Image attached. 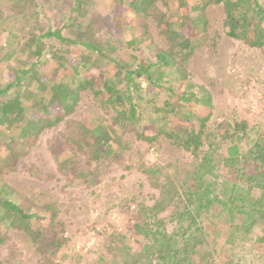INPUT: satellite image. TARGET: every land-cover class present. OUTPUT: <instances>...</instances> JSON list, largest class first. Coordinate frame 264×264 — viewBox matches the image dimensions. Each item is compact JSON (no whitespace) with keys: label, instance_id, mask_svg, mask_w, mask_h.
I'll list each match as a JSON object with an SVG mask.
<instances>
[{"label":"trees","instance_id":"trees-1","mask_svg":"<svg viewBox=\"0 0 264 264\" xmlns=\"http://www.w3.org/2000/svg\"><path fill=\"white\" fill-rule=\"evenodd\" d=\"M186 1L183 0L177 14L170 0H112L113 7L127 6L132 17H139L143 24L149 18L155 21L166 37L168 46L159 47L150 36L151 51L142 57V34L137 29L129 37L126 32L108 34L101 25L102 16L93 15L89 8L91 0H9L8 12L0 10V39L6 34L10 41H16V50L27 51V57L14 66L12 76L0 78V174L6 162L16 156L17 145L41 126L52 123L53 116L59 121L72 112L83 90L93 92L111 110L112 123L105 118L90 127L70 119L68 132L62 134L65 139L60 140L62 145L78 136L82 146L94 154L92 158L117 156L123 147L116 123L139 129L152 107L158 132L169 125L172 115L170 121L176 129L174 125L169 129L176 135H167L196 157L191 173L187 171L182 176L183 181H179L177 169L168 174L156 166L161 174L160 196L153 204L142 205L141 210L146 213L143 222L138 217L131 220L138 249H133L129 241L124 242L123 233H105V246L113 254L108 255L107 261L115 264H215L221 251L213 248L203 224L207 218L204 214L214 202L228 216L225 233L230 240H252L264 251V130L259 131L245 119L222 122L219 126L226 124L225 134L217 141L216 149L199 150L200 124L204 119L195 112L192 115L190 109L194 120L186 113L183 118H176L172 104L178 89L175 84L184 82L185 88L179 95L183 102L211 105L209 91L192 83L184 67L179 69L180 59L193 55L198 45L192 36L180 30L191 12L203 10L211 2H222L227 34L252 46H264V0ZM59 3L63 8L59 9ZM9 21L11 25L7 24ZM74 49L78 50L74 57L77 60L70 63L68 58ZM50 62L55 67L45 72L44 67ZM26 78L37 84L29 105L24 104L22 95L30 89L27 90L28 83L24 86ZM158 89L165 97L159 102L152 96L161 92ZM145 92L149 93L141 97ZM139 135L148 138L145 132ZM72 155L69 151L59 161L60 169L66 166L70 167L68 173L75 172ZM148 171L155 172L152 168ZM41 209L0 177V226L26 230L38 242L43 239L46 224L52 225L56 215V210L43 215ZM169 209L168 216L160 218V213ZM151 214L156 215L155 221ZM39 264L60 263L44 255Z\"/></svg>","mask_w":264,"mask_h":264},{"label":"rangeland","instance_id":"rangeland-1","mask_svg":"<svg viewBox=\"0 0 264 264\" xmlns=\"http://www.w3.org/2000/svg\"><path fill=\"white\" fill-rule=\"evenodd\" d=\"M194 1L197 0L186 2ZM170 2L178 14L183 0ZM9 4V0H0V10L8 12L11 7ZM89 4L93 15L96 13L102 16L101 25L108 34L112 32L114 35H123L126 32L129 37L133 29L142 34L141 57L148 56L151 51L148 40L150 36L159 47L168 46L166 37L152 19L149 18L143 24L139 17H132L127 6L113 7L112 0H91ZM60 8L63 7L60 5ZM188 17L187 22L180 25V30L184 35L192 36L198 45L193 55L187 56L185 60L180 59L179 69L182 71L184 67L192 83L202 85L209 91L212 96L211 105L183 102L179 95L184 90L185 83H177V94L172 97V104L176 107L173 115L183 118L186 113L190 120H194L192 115L195 112L204 119L200 124L202 144L199 150L210 147L211 151L216 149L217 141L225 134L226 124L219 126L222 122L245 119L250 125L263 131L264 46H252L242 38L227 34L222 2H211L205 9L195 10ZM10 21L7 24L11 25ZM58 23L57 16L56 24ZM3 45H7V48H3ZM15 48L16 41H10L6 34L1 37L2 79L11 77L14 66L27 57V51ZM77 52L76 49L72 51L68 62L77 60L74 58ZM54 67V62H50L44 67V71H52ZM26 83L27 90L30 89L28 92L23 91L22 95L24 104L29 105L37 84L30 78H26L24 86ZM143 85L147 87V82L144 81ZM158 90L161 92L152 96L159 102L165 97L162 89ZM147 93L149 92L141 97ZM149 108L139 129L138 126L125 127L116 123L118 138L123 147L117 156L101 160L92 158L94 154L82 146L78 136L65 145L60 143V140L65 139L62 134L69 130L70 119L84 122L90 127L104 122L102 120L105 118L108 123H112L111 110L105 108L90 90L81 91L72 112L63 115L59 121L53 116L52 123L41 126L17 145V154L6 162L0 174L1 179L32 204L41 207V214L49 215L56 210V215L52 225L46 224L43 239L38 242L26 230L1 225L0 237L3 241L0 242V264L6 260L10 264H39L44 255L60 264H115V261H107L108 255L113 254L105 246V240H108L106 232L123 233L126 237L124 242L129 241L133 249L139 248L131 220L138 217L136 219L143 222L146 213L141 210L142 205H151L160 196L158 177L161 174L156 170L157 167L163 168V173L168 174H173L177 169L178 177L181 176L179 181H183L182 176L187 171L191 173L196 160L190 149L178 145L174 138L167 135L173 133L169 129L174 125L170 121L172 115L169 125L159 133L158 126L153 121L154 112L152 107ZM139 132H145L148 138L139 135ZM69 151L75 161L72 166L74 173H68L70 167L65 166V171L59 168V161ZM150 168L155 172L150 173ZM218 205L216 202L212 204L204 214L207 218L203 222L207 226L211 245L221 251L215 264H264V251L260 245L258 247L252 240L238 243L228 238L225 233L228 216L221 212L224 210ZM172 208L171 206V210ZM171 210L161 212L160 218L168 216ZM155 216L152 215L151 220L155 221ZM140 234L145 236L144 233ZM45 236L48 238L44 239ZM126 252L127 250L124 254ZM117 253L114 255L121 259ZM129 258L127 256L128 260Z\"/></svg>","mask_w":264,"mask_h":264}]
</instances>
